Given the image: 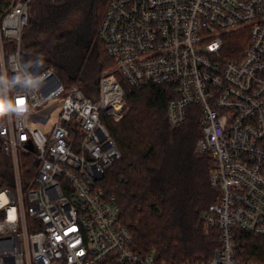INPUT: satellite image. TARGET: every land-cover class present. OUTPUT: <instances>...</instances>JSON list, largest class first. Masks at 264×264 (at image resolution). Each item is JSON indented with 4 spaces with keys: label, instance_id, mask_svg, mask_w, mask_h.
I'll return each mask as SVG.
<instances>
[{
    "label": "built area",
    "instance_id": "obj_1",
    "mask_svg": "<svg viewBox=\"0 0 264 264\" xmlns=\"http://www.w3.org/2000/svg\"><path fill=\"white\" fill-rule=\"evenodd\" d=\"M33 1L0 0V70L46 76L30 94L10 93L27 104L25 117L0 118V157L11 162V181L0 179V264H173L137 249L116 197L100 185L122 157L107 121L124 117L127 91L150 86L173 92V127L197 107L195 153L214 160L219 194L203 222L221 243L210 259L182 264H264L238 259L235 245L237 232L264 236V0H110L99 35L115 70L100 78L96 98L66 86L49 64L25 60ZM238 31L249 32L248 45L230 57L227 37ZM56 99L51 128L31 127L49 121ZM22 155L34 162L28 177Z\"/></svg>",
    "mask_w": 264,
    "mask_h": 264
},
{
    "label": "trees",
    "instance_id": "obj_2",
    "mask_svg": "<svg viewBox=\"0 0 264 264\" xmlns=\"http://www.w3.org/2000/svg\"><path fill=\"white\" fill-rule=\"evenodd\" d=\"M109 2L34 0L22 41L25 60L49 64L66 86L79 85L96 98L101 73L115 64L99 35ZM247 45L244 32H233L226 51L235 57ZM172 96L167 86L127 91L128 114L107 121L122 157L106 170L101 186L116 197L120 221L134 234L138 250L173 264L206 261L221 243L219 230L207 232L203 222L219 194L210 181L214 160L209 152L195 153L203 136L197 107L189 108L184 124H169ZM0 179L3 185L11 181V162L4 155ZM236 237L238 259L264 263V236L237 232Z\"/></svg>",
    "mask_w": 264,
    "mask_h": 264
},
{
    "label": "clouds",
    "instance_id": "obj_3",
    "mask_svg": "<svg viewBox=\"0 0 264 264\" xmlns=\"http://www.w3.org/2000/svg\"><path fill=\"white\" fill-rule=\"evenodd\" d=\"M36 66L40 67L41 63L38 60ZM46 76L40 73H34L27 68L17 70V74L9 76L7 71L0 70V118L8 116H16L23 118L28 113L27 104L20 105L14 103L10 93L14 89H19L16 93L17 97H21L32 93L33 91L41 88L44 85Z\"/></svg>",
    "mask_w": 264,
    "mask_h": 264
},
{
    "label": "rangeland",
    "instance_id": "obj_4",
    "mask_svg": "<svg viewBox=\"0 0 264 264\" xmlns=\"http://www.w3.org/2000/svg\"><path fill=\"white\" fill-rule=\"evenodd\" d=\"M245 33H246V34H245V38L248 39L249 32L247 33V32L245 31ZM114 70H115V64H113V65H111L110 67H108L107 69H105V70L101 73L100 78H101L104 74H106V73H108V72H113ZM120 77H121V76H120ZM90 93H91L90 95H95L94 90L91 91ZM60 109H61V102H60L58 99H56V100H54V101H51V102L47 105V111H48V112H51V117H50L49 121H48L47 123H45V124H43V123H41V122H30V126L33 127V128H39V129H42V130H44V131L50 129L51 126H52V125L55 123V121L57 120L58 113H59ZM129 110H130V105L127 103L126 108H125V115H124V116H126V115L128 114ZM33 165H34V162H33V160H31V158H29V157H25V156L22 157V166L24 167V169H26V168H28V167L30 168V167H32ZM101 182H102V181H100V185H101ZM209 232H211V230H210Z\"/></svg>",
    "mask_w": 264,
    "mask_h": 264
},
{
    "label": "snow or ice",
    "instance_id": "obj_5",
    "mask_svg": "<svg viewBox=\"0 0 264 264\" xmlns=\"http://www.w3.org/2000/svg\"><path fill=\"white\" fill-rule=\"evenodd\" d=\"M17 103L20 104V105H23L24 101L21 99V100H18Z\"/></svg>",
    "mask_w": 264,
    "mask_h": 264
}]
</instances>
